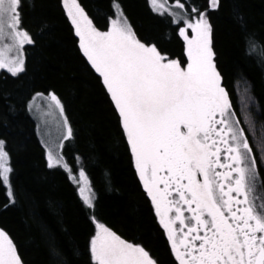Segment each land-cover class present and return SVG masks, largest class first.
Instances as JSON below:
<instances>
[{
	"label": "snow or ice",
	"instance_id": "1",
	"mask_svg": "<svg viewBox=\"0 0 264 264\" xmlns=\"http://www.w3.org/2000/svg\"><path fill=\"white\" fill-rule=\"evenodd\" d=\"M79 47L102 78L117 111L139 180L153 205L178 264H264V178L256 155L235 119L221 84L212 48L210 15L222 0H149L153 12L171 18L184 42L186 61L146 45L133 31L119 0L108 31H99L78 0H63ZM25 0H0V70L25 71V45L34 43L23 27ZM252 55L264 59V44L249 35ZM41 109L55 117L60 141L47 151L48 168L62 167L77 184L84 205L95 193L85 169L73 172L63 156L72 128L53 92L36 93ZM264 147V144H262ZM79 160V157H77ZM10 156L0 139V186L14 203ZM5 208L8 205H4ZM90 240L93 264H158L143 246L127 242L95 221ZM0 264H21L13 241L0 229Z\"/></svg>",
	"mask_w": 264,
	"mask_h": 264
},
{
	"label": "trees",
	"instance_id": "2",
	"mask_svg": "<svg viewBox=\"0 0 264 264\" xmlns=\"http://www.w3.org/2000/svg\"><path fill=\"white\" fill-rule=\"evenodd\" d=\"M112 2L78 0L102 31L114 15ZM119 2L141 42L185 61L184 42L170 17L153 12L148 0ZM210 23L221 84L264 178V59L252 55L246 45L249 35L264 44V0H222ZM23 27L34 39L24 48L25 71L17 76L0 73V139L10 156L15 198L9 203L0 186V229L13 241L21 264H93V217L125 241L143 246L158 264H175L134 168L117 111L79 47L63 0H25ZM53 92L64 105L73 133L63 156L74 171L85 169L95 193L91 210L66 171L48 168L28 112L36 93Z\"/></svg>",
	"mask_w": 264,
	"mask_h": 264
},
{
	"label": "rangeland",
	"instance_id": "3",
	"mask_svg": "<svg viewBox=\"0 0 264 264\" xmlns=\"http://www.w3.org/2000/svg\"><path fill=\"white\" fill-rule=\"evenodd\" d=\"M149 1V0H148ZM67 13V11H66ZM157 14V13H156ZM112 18H115V13L113 15ZM109 25H110V20H109V23H108V26L107 28L104 30V31H108L109 30ZM75 31V30H74ZM99 31H102V30H99ZM78 38V42H79V37ZM147 45V44H146ZM26 46V45H25ZM82 50V49H81ZM83 53V51H82ZM25 54V53H24ZM87 59V58H86ZM185 61H186V57H185ZM89 62V61H88ZM90 63V62H89ZM91 65V64H90ZM4 70H0V73L3 72ZM6 72V71H4ZM11 75V74H10ZM44 94V93H43ZM49 94V93H48ZM48 94H45L46 96ZM35 96V95H34ZM33 96V97H34ZM32 97V96H31ZM33 97L30 99V102L28 104V112L30 114V116L33 118L34 122H35V125H36V134H37V137L42 145V147L44 148V151H45V155H46V158H47V151H48V148L50 146L53 147V150L55 151L56 149L54 148V145L55 144H58L60 141L57 139V137L59 135H61L62 133L61 132H57L56 130V120H60L61 123H62V117L59 116V113H58V110L56 111V114H55V117H46L42 114V111L41 109H45L46 108V104L47 102L44 101V100H41L39 98H37L36 100V106H33L32 108L29 107L30 104H32V100H33ZM64 114H65V111H64ZM66 116V114H65ZM235 119H238L237 116H235ZM69 122V121H68ZM70 125V124H69ZM67 141L64 142V147H65V144H66ZM64 149V148H63ZM55 168H60L61 170L65 171L62 167H55ZM73 172H75L73 170ZM68 174V173H67ZM138 175V174H137ZM72 181V180H71ZM141 182V181H140ZM73 183V181H72ZM76 188H77V191H78V186L77 184L73 183ZM142 184V182H141ZM79 194V192H78ZM80 196V195H79ZM81 198V197H80ZM82 200V199H81ZM94 204H95V200H94ZM93 209V208H92ZM91 210V209H90ZM158 219V218H157ZM94 221V220H93ZM96 221V220H95ZM98 222V221H96ZM100 224H102L101 222H99ZM105 226V225H104ZM94 227H95V231H94V235L93 237L95 236V234L97 233L98 229L96 227V223L94 222ZM170 248V247H169Z\"/></svg>",
	"mask_w": 264,
	"mask_h": 264
},
{
	"label": "flooded vegetation",
	"instance_id": "4",
	"mask_svg": "<svg viewBox=\"0 0 264 264\" xmlns=\"http://www.w3.org/2000/svg\"><path fill=\"white\" fill-rule=\"evenodd\" d=\"M233 111H234V110H233ZM234 112H235V111H234ZM235 114H236V113H235ZM235 116H237V115H235ZM237 120H239V119H237ZM239 126L245 130V128L242 126L241 123H240ZM245 135L248 137V135H247V133H246V130H245ZM248 138H249V137H248ZM249 143H250V145L252 146V143H251V140H250V139H249ZM252 148H253V147H252ZM253 153L255 154L254 149H253ZM255 155H256V154H255ZM256 159H257V165H258L259 172H260V167H261V165L259 164V161H258L257 156H256ZM260 175H261V172H260ZM261 177H262V175H261ZM170 253H171V256H172V258H173V260H174V263H175V264H178V262L175 260L174 254L172 253L171 250H170Z\"/></svg>",
	"mask_w": 264,
	"mask_h": 264
}]
</instances>
